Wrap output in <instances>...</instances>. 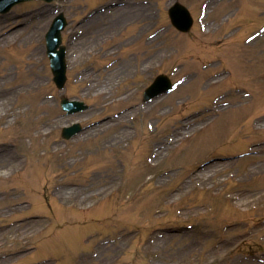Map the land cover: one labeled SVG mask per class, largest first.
<instances>
[{
  "label": "rangeland",
  "instance_id": "rangeland-1",
  "mask_svg": "<svg viewBox=\"0 0 264 264\" xmlns=\"http://www.w3.org/2000/svg\"><path fill=\"white\" fill-rule=\"evenodd\" d=\"M111 1H33L0 15V104L21 110L29 125L34 118L35 130H49L42 139L22 138L15 129L23 118L14 116L13 131L0 126V148L13 156L0 165L15 159L23 169L2 170L9 177L0 179L3 196L17 189L0 196V257L27 252L18 264H258L252 255L264 254V0H178L194 17L187 33L166 17L175 0H146L149 30L137 18L142 7L131 4L123 7L130 28L110 27L117 12L107 9L85 29L90 9ZM56 11L69 21L63 89L45 54ZM146 34L151 44L135 43ZM31 41L39 48L34 58ZM198 63L210 67L196 70ZM24 69L36 84L26 85ZM160 72L183 84L144 103L143 89ZM13 86L19 89L8 90ZM24 86L37 106L15 107ZM62 95L90 107L66 114ZM216 95L224 98L221 108L212 102ZM75 121L90 126L61 139V128ZM14 202L26 205L17 211Z\"/></svg>",
  "mask_w": 264,
  "mask_h": 264
},
{
  "label": "bare ground",
  "instance_id": "bare-ground-1",
  "mask_svg": "<svg viewBox=\"0 0 264 264\" xmlns=\"http://www.w3.org/2000/svg\"><path fill=\"white\" fill-rule=\"evenodd\" d=\"M119 9H121V8H119ZM37 49H38V47H34V49L32 50V54H36ZM26 73H27L26 79L29 80L30 82L36 84L37 79L35 77L32 78L33 74L30 73L28 75V72H26ZM26 85L29 86L30 83L27 82ZM23 88H24V90L22 91V93L18 94V95H20V101L18 102L17 105H19L21 102H23V103L24 102H32L33 105L35 104L37 106L38 104L36 103L35 98H34L35 94L30 90L28 91L26 86H24ZM13 116L15 117V120L22 119L23 118L22 117V111L17 110V109H13L11 107L5 108L4 106H1V104H0V124H2L5 129H7V130H14L15 129L13 126V123H14L13 120H9V118L13 117ZM34 121H35L34 118L30 119V125L32 123V127H34ZM30 125L28 123V120L23 118V122H22L21 126L15 130L18 132L19 136L23 138L24 135H27L29 133ZM32 129H33V133H32L33 136L40 138V139L44 138L45 135H47L48 131H49L47 128H45L43 131V127L41 125H40L39 129H36V130L34 128H32ZM17 143L20 146H24V145H22L21 139H19L18 137H17ZM23 149L27 150L25 148V146ZM9 156H10L9 151H7V149L5 147L0 148V157H2V158H0V161H5V158H8ZM9 162L13 163L14 166L8 165L9 163L5 167L0 165V176H1L3 169L7 170L9 168H13V169H15L14 171L19 170V168H20L19 160L14 159V160L9 161Z\"/></svg>",
  "mask_w": 264,
  "mask_h": 264
},
{
  "label": "water",
  "instance_id": "water-1",
  "mask_svg": "<svg viewBox=\"0 0 264 264\" xmlns=\"http://www.w3.org/2000/svg\"><path fill=\"white\" fill-rule=\"evenodd\" d=\"M16 0H11L9 3H8V6H10L11 4H13ZM58 22L56 23V25L53 27V29L50 31L51 33V38L49 41H55L53 43V47L52 49H55V47L57 46V44H59L60 42V35H59V30L63 27L64 25V21L61 20V18H58L57 19ZM53 56H54V62L55 64L57 65L55 69L59 70H55V73L57 74L58 77H61L62 76V73H63V68H62V65L59 64V58L57 57V55L61 52H57V51H53L52 52ZM150 91V90H149ZM77 105V104H75ZM78 130V126L77 125H74L72 126L71 128H68L66 129L65 131L67 132L66 136H70L72 135L73 133H75L76 131Z\"/></svg>",
  "mask_w": 264,
  "mask_h": 264
}]
</instances>
